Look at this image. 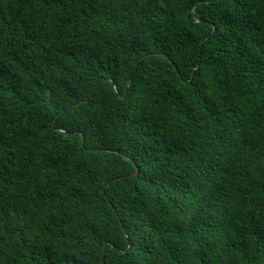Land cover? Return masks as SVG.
<instances>
[{
	"label": "trees",
	"instance_id": "trees-1",
	"mask_svg": "<svg viewBox=\"0 0 264 264\" xmlns=\"http://www.w3.org/2000/svg\"><path fill=\"white\" fill-rule=\"evenodd\" d=\"M104 248L264 264V0H0V264Z\"/></svg>",
	"mask_w": 264,
	"mask_h": 264
},
{
	"label": "water",
	"instance_id": "water-1",
	"mask_svg": "<svg viewBox=\"0 0 264 264\" xmlns=\"http://www.w3.org/2000/svg\"><path fill=\"white\" fill-rule=\"evenodd\" d=\"M163 56H164V55H163ZM173 65H174V64H173ZM137 66H138V65H137ZM175 69H176L177 74L179 75V77L182 79L179 69H178L176 66H175ZM107 81H112V79L105 80V81H104V82L98 87L97 91H99V90L104 86V84H105ZM114 87H116V86L114 85ZM128 92H129V86H127L125 96L128 94ZM73 107H74V106H73ZM73 107H70L66 112L71 111V110L73 109ZM63 133H65V134H67V135H73V134H75V133H68V132H65V131H63ZM136 174H138V171L135 172L134 174L124 175V176H121V177L114 178V179L110 180V181L105 185V187L109 186V185L112 184L113 182H116V181H119V180H122V179H125V178H129V177H133V176H135ZM118 250H119V249H118ZM119 251H120V250H119ZM105 258H106V250H105V248H104V251H103V264H105Z\"/></svg>",
	"mask_w": 264,
	"mask_h": 264
}]
</instances>
